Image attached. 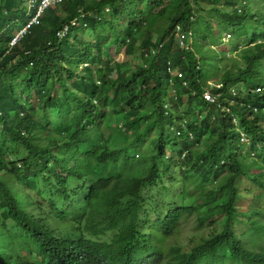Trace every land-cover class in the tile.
I'll return each instance as SVG.
<instances>
[{
	"label": "trees",
	"instance_id": "16d2710c",
	"mask_svg": "<svg viewBox=\"0 0 264 264\" xmlns=\"http://www.w3.org/2000/svg\"><path fill=\"white\" fill-rule=\"evenodd\" d=\"M34 13L1 0L0 264H264L235 224L264 214V0H63L11 47ZM175 171L185 196L145 217ZM194 214L210 235L167 249Z\"/></svg>",
	"mask_w": 264,
	"mask_h": 264
},
{
	"label": "rangeland",
	"instance_id": "374dc122",
	"mask_svg": "<svg viewBox=\"0 0 264 264\" xmlns=\"http://www.w3.org/2000/svg\"><path fill=\"white\" fill-rule=\"evenodd\" d=\"M22 1L27 2L28 0H22ZM242 1H248V0H242ZM108 12L109 11L106 9L102 11V14L105 19H108V17L110 16ZM90 36L91 33L88 31L84 34L83 38L89 39ZM155 39H157V36H155ZM110 53L111 56L114 57L116 62L123 65L122 69L124 72L129 71L131 68H134L132 67L134 66L132 65L134 59L133 57L127 56L125 54V47L117 48V49L113 48L110 50ZM140 54L141 52L139 51L136 60L140 59L139 57ZM233 54L234 52L228 51L227 56H230L229 58H231L232 56H234ZM239 60L241 59L239 58ZM97 85L103 88V83L101 81H99ZM58 92H60V90H58ZM123 124H124L123 121H119L117 123L119 128H121ZM258 164L259 163H256L255 158L249 159L247 163L248 166L254 167L256 172H260L261 169ZM226 178L227 177L225 176L222 180L225 181ZM175 182H179V183L177 184ZM41 185L43 186V184ZM185 187L187 188L188 186H184V182L181 179V176L177 174V171H175V173L164 174V177L157 182L155 190H151L150 188L147 189L145 197L156 203H151V201H148L144 207L143 215L145 217H150V214L152 213L154 206L159 207L162 211H164L166 207L174 206L175 204H177V200H179L180 197L185 196V194L183 193ZM33 195H36V193L33 192ZM37 197L41 199L39 196ZM186 203H189V200H187ZM196 203L199 204V202ZM253 205H255V202H253L250 207H252ZM243 210H245V207L241 209V211ZM238 216L239 217L236 216L235 218L236 232L244 237V240L248 245L264 253V214L258 217V221L256 217H253L249 214H243L238 212ZM153 234L157 237V235L154 232ZM208 235H210V228H208V224H206L201 229L197 228V215L194 214L192 216H188L184 218L183 224L177 230L176 235L173 238L169 239L168 246H166V248L168 249V247L172 243L182 245L186 249L194 248L197 245V243L201 244L202 239L207 238ZM227 264H250V263L243 261L240 258H234V259L230 258L227 261Z\"/></svg>",
	"mask_w": 264,
	"mask_h": 264
},
{
	"label": "built area",
	"instance_id": "2783aa9c",
	"mask_svg": "<svg viewBox=\"0 0 264 264\" xmlns=\"http://www.w3.org/2000/svg\"><path fill=\"white\" fill-rule=\"evenodd\" d=\"M62 1L63 0H28L27 1L28 10L29 11L34 10L35 13L32 15L30 21L17 34V36L12 39L10 46L11 47L17 46L22 41V38L28 33V31L30 30V27L34 26L35 24H39L40 17L45 12V10L58 3H61ZM106 10H108V8H106ZM86 16L87 14L84 11H81L78 16L72 19L69 23H66L63 26L62 30H59L57 32V37L59 38L65 37L68 34L71 27H74L77 25L86 26L87 25ZM176 30H177V34H178L177 36H178L180 45L183 48L187 49L191 44L192 33L188 31L187 32L183 31L179 24L176 26ZM230 38H231V35L227 34L226 39H230ZM153 53H157V50H154ZM148 54L151 55V53H148ZM84 66H88V63H85ZM221 96H222V93H217V92H212V91H205L204 93L205 100L212 104H217ZM242 142L248 143V140L245 135H243L242 137Z\"/></svg>",
	"mask_w": 264,
	"mask_h": 264
},
{
	"label": "clouds",
	"instance_id": "9594fccd",
	"mask_svg": "<svg viewBox=\"0 0 264 264\" xmlns=\"http://www.w3.org/2000/svg\"><path fill=\"white\" fill-rule=\"evenodd\" d=\"M211 227V226H210Z\"/></svg>",
	"mask_w": 264,
	"mask_h": 264
}]
</instances>
